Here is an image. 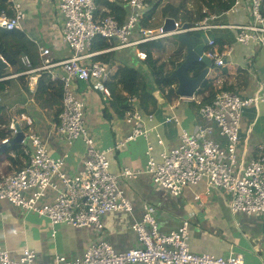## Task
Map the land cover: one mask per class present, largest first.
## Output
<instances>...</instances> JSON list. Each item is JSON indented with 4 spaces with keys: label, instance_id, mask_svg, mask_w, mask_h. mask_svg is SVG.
Instances as JSON below:
<instances>
[{
    "label": "built area",
    "instance_id": "2783aa9c",
    "mask_svg": "<svg viewBox=\"0 0 264 264\" xmlns=\"http://www.w3.org/2000/svg\"><path fill=\"white\" fill-rule=\"evenodd\" d=\"M246 1L253 18L249 24H213L211 21L218 17L214 15L192 25L175 20V28L166 31L163 25L158 28H140L141 13L147 8L146 0H128L127 6L132 11L122 24L113 15L99 18L96 15L97 0H59L60 9L65 16L63 40L75 53L56 62L49 58L48 49H42V62L35 70L52 74V79H61L63 82V111L56 132L69 144L78 139L85 141L84 166L77 175H69L65 171L66 156L53 157L39 134L24 132L22 142L30 145L25 149L30 161L0 179V199L9 200L27 212L46 218L52 226L53 235L60 224L75 228H103V219L107 214L120 212L132 216L133 204L121 187V177L134 176L135 171L126 168L120 175L111 171L108 157L111 148H97L93 137L88 134L86 103L75 86L77 81L92 83L94 89L109 96L110 90L104 81L109 78L111 67L103 62L84 63L82 59L90 56L93 42L98 37L105 38L110 44L116 42L109 49H120L166 36L214 28L237 29L239 43L248 45L259 42L264 52V0ZM241 2L242 0H236L230 12H238ZM13 8L14 15L4 9L0 10V26L8 30L22 29V20L26 14L20 4H13ZM138 30L140 38L132 40L133 33ZM137 51L138 58L152 62L146 52ZM232 53V47L221 50L213 38H208L204 55L216 66L225 65ZM58 67L62 68V72H57ZM33 72V68L26 71ZM208 83L209 77L206 76L201 85ZM136 99L137 96L133 100ZM260 104H264V80L255 95L241 96L224 90L211 103H199L198 113L206 124L198 125L193 132L182 129L180 144L163 151V160L160 162L151 155L153 147L148 143L146 170L152 174L156 183L174 195H180L186 186L198 185L204 181L207 193L212 188H217L231 196L230 209L234 213H264V144L257 145V158L243 169L238 156L243 113L247 108ZM141 119L140 112L130 116L128 122L132 129L126 141L147 137L148 132L142 127ZM27 121L31 125V118ZM166 121L180 123L176 115L168 117ZM21 123L16 118H11L13 137L18 133L17 127ZM9 142V137L0 142V163L3 158L2 145ZM51 189L56 192L54 201L41 204L40 201ZM195 199L200 200L201 195L197 194ZM131 228L137 234L139 245L136 247L118 251L110 242L102 240L91 243L81 257L70 259L58 254L48 264H247L244 256L235 254L234 251L228 256L192 251L189 242L190 222L184 220L178 228L165 232L160 229L156 207L150 203L144 204L142 217L134 220ZM0 264L42 263L37 262V254L29 245L24 246L19 255L13 256L0 243Z\"/></svg>",
    "mask_w": 264,
    "mask_h": 264
},
{
    "label": "crops",
    "instance_id": "0c3cea01",
    "mask_svg": "<svg viewBox=\"0 0 264 264\" xmlns=\"http://www.w3.org/2000/svg\"><path fill=\"white\" fill-rule=\"evenodd\" d=\"M12 2L14 5L20 4L26 14L25 19L22 20L21 30L37 45L40 64L42 49H48L49 58L56 62L74 55V49L63 40L62 28L65 16L60 9L59 0H12ZM230 10L218 15L211 23L229 26L245 25L253 21L250 5L246 0H242L238 12H230ZM131 11L130 9L128 16ZM231 14L233 18L230 22L225 21L226 17ZM164 24L165 20L160 26ZM213 31L224 42L222 48L217 44L221 50L233 48L232 56L223 65V74L216 81L217 91L213 99L224 90L241 96L255 95L264 80V52L261 45L259 42H252L248 45L239 43L237 41L239 30L237 29L214 28L199 32L205 33L207 38H213L216 41ZM140 36L141 34L135 31L132 40H137ZM174 37L177 38L176 35L159 38L164 39L165 46L161 60L168 59L172 52L179 49L185 60L187 47L184 43L185 46H181L180 43L174 42ZM107 42L109 48L111 44L116 43ZM109 48L95 51L91 49L90 56L83 58L82 61L84 63L103 62L109 65L95 58L105 52H116L117 63L113 68L110 66V76L119 65L123 64L146 70V61L137 56V50H140L138 45L120 49ZM11 49L21 57L25 67L22 74L26 75L24 81L18 79L21 73L2 78L14 81L7 92L1 95L3 102L10 105L11 118L22 122L18 128L20 131L22 129L23 133L39 134L53 157L66 156V173L71 176L77 175L84 166L85 141L78 139L73 144H69L57 134L56 127L62 112L59 116H55V113L61 103L52 105L50 101L39 100L38 102L36 99L42 71L35 69L40 64L34 66L29 56L19 48L11 46ZM214 65L213 63L207 75L210 78L212 77L210 71ZM7 68L12 71L8 63ZM31 68L34 72L26 73ZM176 68L169 64L166 70L173 72ZM56 70L59 73L62 72L61 67ZM48 75L53 81H61V79H52V74ZM189 75L195 76L190 70ZM110 76L104 81L107 87ZM75 86L79 96L86 103L85 120L88 134L93 137L97 148L104 150L111 148L108 152L111 171L117 175L122 174L126 168L135 171L134 176L121 177V187L133 204V215L120 212L107 214L103 219V228L94 226L75 228L60 224L53 235L52 226L46 218L34 212H27L9 200L0 199V243L4 248L9 250L13 256H17L24 246L29 245L37 254V262L42 264L52 262L58 254H63L70 259L81 257L91 243L102 240L110 242L118 251L127 250L139 245L137 234L131 228V224L142 217L144 204L150 203L156 207L160 229L165 232L178 228L184 220L190 222L189 242L192 251L217 256H228L231 251H234L235 254L243 255L247 264H264V213H234L230 209L231 196L217 188H212L207 193V184L204 181L198 185L186 186L180 195H174L156 183L152 174L146 170L148 143L153 147L151 155L160 162L163 160L161 155L163 151L180 144L182 129L193 132L198 125L206 124L198 113V104L207 103L205 98L208 97V91L204 92L203 85H200L192 96L176 93L170 97L166 92L167 87L163 89V92L156 90L155 95L157 92L159 96H156L155 105L151 104L148 111L142 110L139 96L133 95L131 104L135 105V110L128 112L123 118L117 117L116 108L112 104L111 106L106 104L110 101L111 91L109 96L105 95L94 89L92 83L85 81H77ZM177 87L178 84L176 92ZM136 96L137 99L134 101ZM190 97H195V99L191 100ZM135 112L141 113V125L148 134L147 137L141 136L135 141H126L132 129L128 119ZM173 115L178 117L179 124L176 121H166ZM30 118L32 123L28 125L27 119ZM260 143L264 144V104L247 108L243 113L241 140L238 145V156L242 169L257 158L256 147ZM23 160L29 162L30 156L29 159L23 158ZM16 170V167L9 166L6 159L0 163L1 176H4L7 171ZM197 194L201 195L200 200L195 199ZM55 195V190H49L40 203H51Z\"/></svg>",
    "mask_w": 264,
    "mask_h": 264
},
{
    "label": "trees",
    "instance_id": "16d2710c",
    "mask_svg": "<svg viewBox=\"0 0 264 264\" xmlns=\"http://www.w3.org/2000/svg\"><path fill=\"white\" fill-rule=\"evenodd\" d=\"M165 4H163V2ZM128 0H97V12L96 15L99 18H104L108 15L115 16L122 24L127 20L129 7H127ZM147 8L141 13L140 28H157L167 18H174L176 21L182 23H188L190 25L196 24L210 15H221L224 12L229 11L234 5L235 0H146ZM7 11L10 15L15 14L12 0H0V10ZM159 10V13L156 12ZM139 32V30L137 31ZM214 32V31H213ZM212 32V34H213ZM140 33V32H139ZM220 45L223 47V41L219 35H213ZM175 38V37H174ZM139 39V38H138ZM174 39V42L185 46L183 43ZM105 38L98 37L94 40L92 50H103L109 48V43ZM11 46L19 48L25 54H27L34 66L40 64V55L38 53L37 45L34 44L28 36L20 29L8 30L3 26H0V56L3 57L12 68L10 71L8 68H0V96L7 92L9 86L14 83L12 79H2L3 77L10 76L12 74H19V80L24 81L25 67L21 57H19L12 49ZM138 48L146 52L151 58L152 62H146V70L136 68L128 65H119L112 76H110L107 82L108 87L112 93L110 101L106 103L111 104L116 108L117 117L123 118L128 112L135 110V105L131 104V98L133 95H138L140 98V107L142 110L148 111L151 104L156 103L155 91L159 90L163 92V89L168 88L166 92L170 97H173L176 92V86L178 81L176 78L170 76V72L166 70L170 64L174 68L179 67L184 61L182 51L177 50L172 52L170 57L166 60H161L164 54V39L149 40L138 44ZM116 52H105L99 54L95 59L98 61H104L108 63V66H115L117 63L115 58ZM206 65L203 62H197L191 65L190 72L198 76L205 69ZM224 66H213L215 74L210 78L209 83L203 85L204 92L208 91V97L205 98L204 104L211 103L213 97L217 91L216 81L220 75L223 74L222 69ZM226 72V71H225ZM49 73L42 72L39 78L38 90L36 99L50 101L52 105L61 106L55 113V116H59L62 112V99H63V82L60 80L53 81L50 79ZM162 89V90H161ZM143 92V95H142ZM136 93V94H135ZM47 95L48 98H47ZM142 96V97H141ZM3 98V97H2ZM106 105V106H107ZM155 105V104H154ZM10 105L8 103L0 102V142L5 138H10V142L2 145L3 158L8 160L10 167H16L20 169L29 162H24V159H29V155L26 154L25 149L29 148L27 143L13 141V131L10 129L11 115L9 114ZM109 117V115H106ZM23 132V130L21 129ZM12 173L7 171L4 175ZM3 176L0 175V179Z\"/></svg>",
    "mask_w": 264,
    "mask_h": 264
},
{
    "label": "water",
    "instance_id": "95a60500",
    "mask_svg": "<svg viewBox=\"0 0 264 264\" xmlns=\"http://www.w3.org/2000/svg\"><path fill=\"white\" fill-rule=\"evenodd\" d=\"M175 28V19L167 18L164 24L166 31L173 30ZM177 39L184 43L187 47V55L181 65L176 68L171 76L178 81L177 93L183 96H192L201 85L203 79L208 75L210 67L213 62L210 58L204 55L205 45L208 38L205 33H180L177 35ZM197 62H203L206 68L198 76L189 75V69L191 65ZM0 68H7V63L4 58L0 56ZM158 97V93L156 92ZM18 133L14 136L13 141L22 142L24 133L17 127Z\"/></svg>",
    "mask_w": 264,
    "mask_h": 264
},
{
    "label": "rangeland",
    "instance_id": "374dc122",
    "mask_svg": "<svg viewBox=\"0 0 264 264\" xmlns=\"http://www.w3.org/2000/svg\"><path fill=\"white\" fill-rule=\"evenodd\" d=\"M166 1L163 2V4H165ZM159 13V10L156 12V14ZM214 15V14H213ZM213 15H210V16H213ZM233 18V15H228V17H226L225 21H229ZM175 36V35H174ZM165 59V58H164ZM214 69L211 68V71H210V76H213L215 74V70L213 71Z\"/></svg>",
    "mask_w": 264,
    "mask_h": 264
},
{
    "label": "clouds",
    "instance_id": "9594fccd",
    "mask_svg": "<svg viewBox=\"0 0 264 264\" xmlns=\"http://www.w3.org/2000/svg\"><path fill=\"white\" fill-rule=\"evenodd\" d=\"M21 30V29H20ZM3 58V57H2ZM213 62V61H212ZM16 136V135H15Z\"/></svg>",
    "mask_w": 264,
    "mask_h": 264
}]
</instances>
